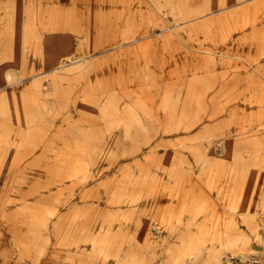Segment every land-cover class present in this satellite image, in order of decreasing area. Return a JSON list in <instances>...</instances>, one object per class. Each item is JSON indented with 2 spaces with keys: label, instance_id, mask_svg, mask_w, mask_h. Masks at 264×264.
<instances>
[{
  "label": "rangeland",
  "instance_id": "obj_1",
  "mask_svg": "<svg viewBox=\"0 0 264 264\" xmlns=\"http://www.w3.org/2000/svg\"><path fill=\"white\" fill-rule=\"evenodd\" d=\"M17 263L264 264V0H0Z\"/></svg>",
  "mask_w": 264,
  "mask_h": 264
},
{
  "label": "crops",
  "instance_id": "obj_2",
  "mask_svg": "<svg viewBox=\"0 0 264 264\" xmlns=\"http://www.w3.org/2000/svg\"><path fill=\"white\" fill-rule=\"evenodd\" d=\"M9 226H11V225H9ZM12 227H14V226H12ZM2 229H4V235H5V240H6V244L5 245H9L10 241L12 240V239H10L11 238V233L10 232L12 230H10V227L6 226L5 222L2 225ZM17 264H21V263H17Z\"/></svg>",
  "mask_w": 264,
  "mask_h": 264
},
{
  "label": "bare ground",
  "instance_id": "obj_3",
  "mask_svg": "<svg viewBox=\"0 0 264 264\" xmlns=\"http://www.w3.org/2000/svg\"><path fill=\"white\" fill-rule=\"evenodd\" d=\"M170 6H171V5H170ZM179 35H180V34H179ZM181 36H182V35H181ZM207 50L210 51V52H213V50H211V49H210V50L207 49ZM243 56H244V55H243ZM248 58H249V57H248ZM246 61H247V60H246ZM248 62H249L250 64H252L251 61L248 60ZM8 227H10V226L8 225ZM10 230H14V229L10 227ZM241 252H242V251H241ZM242 253H243V252H242ZM238 254H239V253H238ZM246 254H247V253H246ZM246 254H245V255H246ZM233 255H234V254H233ZM242 256H244V255H242Z\"/></svg>",
  "mask_w": 264,
  "mask_h": 264
}]
</instances>
